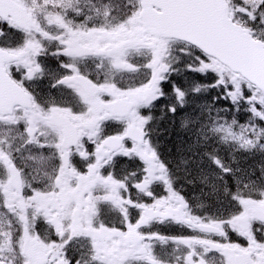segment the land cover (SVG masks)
I'll return each mask as SVG.
<instances>
[{
	"label": "snow or ice",
	"instance_id": "obj_1",
	"mask_svg": "<svg viewBox=\"0 0 264 264\" xmlns=\"http://www.w3.org/2000/svg\"><path fill=\"white\" fill-rule=\"evenodd\" d=\"M0 264H264V0H0Z\"/></svg>",
	"mask_w": 264,
	"mask_h": 264
},
{
	"label": "flooded vegetation",
	"instance_id": "obj_2",
	"mask_svg": "<svg viewBox=\"0 0 264 264\" xmlns=\"http://www.w3.org/2000/svg\"><path fill=\"white\" fill-rule=\"evenodd\" d=\"M168 127H169V125H168L167 123H164V124L161 125V129H162V130H163L164 128H168ZM166 135H168V133L164 132V133L160 136V139H162V138H163L164 136H166ZM168 136H169V135H168ZM169 137H173V139L168 140V141H166V142H162V144L165 146L166 149H167V148H171L173 142L176 141V135H175L174 132H173L172 135L169 136ZM185 191L188 192L189 195H192V194H193L192 190L189 189L187 186H185ZM196 194L198 195L199 193L197 192ZM168 230L171 231V229H168Z\"/></svg>",
	"mask_w": 264,
	"mask_h": 264
},
{
	"label": "rangeland",
	"instance_id": "obj_3",
	"mask_svg": "<svg viewBox=\"0 0 264 264\" xmlns=\"http://www.w3.org/2000/svg\"><path fill=\"white\" fill-rule=\"evenodd\" d=\"M173 139V137H169L168 135L164 136L162 139H161V142H166L168 140H171Z\"/></svg>",
	"mask_w": 264,
	"mask_h": 264
}]
</instances>
